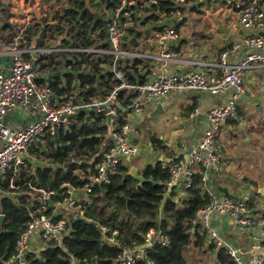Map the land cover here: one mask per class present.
Wrapping results in <instances>:
<instances>
[{"label":"built area","instance_id":"built-area-1","mask_svg":"<svg viewBox=\"0 0 264 264\" xmlns=\"http://www.w3.org/2000/svg\"><path fill=\"white\" fill-rule=\"evenodd\" d=\"M166 1L169 5H166ZM103 2V10L107 13V17H104L106 36L101 39L99 31L93 29L92 37L95 43L92 45L66 43L65 39H62L66 32L51 38L46 28L48 22L41 26L38 38L32 40L28 28L33 22L30 15H26L25 5L21 3L14 19L8 20V11L7 16L1 18V22L4 19V23L8 24V28H3L4 23L0 26V56L8 58V62L7 67H0V175L16 168L18 164L22 165L24 157L28 156L32 145L37 141L44 144L47 135L53 139L58 137L60 130L67 127L79 111L98 114L110 112L113 125L110 136L113 143L99 154L101 158L88 176L89 183L84 190L85 201H89L88 192L92 190L94 183H110L118 164L123 159L131 160L138 154V148L130 138V122L118 125L120 118L134 120L152 103L160 101L172 92L205 91L220 94L232 90V96L227 103L207 111V126L199 141L188 152V157H180L162 164V167L169 171V188L175 184L182 188L190 187L199 166L206 169L203 177L206 183L208 170L222 167L220 136L223 123L228 119L243 120L240 103L246 92V74L264 70V0H229L226 3L216 0H112L116 5L113 10L107 8L106 0ZM204 5L210 6L212 11L219 7L230 9L232 27L246 33L244 41L249 47L248 53L241 60L230 63L229 51L223 50L220 63L207 57L199 61L188 60V64L194 67L167 71L165 66L179 62L183 54V50L173 48L172 44L181 43L183 31L189 26L188 19L193 17L195 25ZM94 10L99 16H103L95 8ZM83 22L78 19L79 25ZM88 23L93 24L89 21ZM131 30L140 32V42L154 41L158 49L152 51L150 48L134 45L129 40ZM87 56L100 61L103 69L106 65L109 66V72L113 73L116 80L115 86L105 97L95 96L84 100H74L70 97L58 101L53 87L49 84L57 62L61 58H68L71 64H66L67 69H71L72 65L77 66L78 61ZM109 57H113L112 63L109 62ZM136 59L144 61L146 66L152 69L153 75L149 79H126L121 61L130 63ZM84 66L85 70H91L87 65ZM41 77L47 78L48 81H39ZM73 86H79V83ZM18 108L26 116L36 120L23 127L11 126L6 120L7 113ZM204 191L209 202L198 210L192 223L200 227L206 242L214 246L215 256L212 264H222L216 263V252L219 249L225 250L232 258V263L223 264H248L241 251L225 242L218 230L211 226L212 218L223 214L232 217L239 235L250 239L248 254L251 255L252 264H264V212L255 209L250 199L229 194L219 195L206 185ZM68 192L70 196L65 202L57 203L54 213H41L37 216H34L37 211L31 213L33 218L21 232L15 253L8 264H28L27 255L36 238L62 244L67 230V219L56 221L55 217L64 206L70 214L73 213L72 209L82 208V202L75 198V189L71 188ZM51 194L53 191H42L43 208H46V201ZM258 229L260 231H256ZM102 230L107 232L105 226ZM117 234L118 231H113V235ZM108 238L114 240L111 236ZM154 241L169 243L167 237L156 236L155 231L150 230L147 234V246ZM145 255L146 247L142 250H127L117 264H134Z\"/></svg>","mask_w":264,"mask_h":264},{"label":"trees","instance_id":"trees-1","mask_svg":"<svg viewBox=\"0 0 264 264\" xmlns=\"http://www.w3.org/2000/svg\"><path fill=\"white\" fill-rule=\"evenodd\" d=\"M5 1L0 0V11L7 13L9 0L4 4ZM46 1L53 8L58 7L55 11L59 18L57 24L51 23L46 27L51 38L66 32L69 34L66 43L92 45L95 43L93 29L99 31L101 39L105 38L104 16L95 15L92 0L90 4L93 11L87 7L86 0H62L61 5L60 0ZM216 1L226 3L229 0ZM106 2L108 9L115 8L112 0ZM166 5H169L168 1ZM79 18L84 21L81 25L78 23ZM1 23H4V19ZM3 28H8L6 22ZM31 31L37 33L39 28H30ZM135 34L132 31L128 37L134 45L138 43ZM108 59L110 63L113 62V57ZM64 60L67 65L71 64L68 58ZM100 63L95 57L87 56L81 58L77 66L72 65L65 79L54 80L53 77L49 84L57 100L105 97L115 86L116 80L113 73L109 72V66L103 69ZM121 63L129 81H137L134 79L135 73L139 67L146 66L144 61L138 59ZM84 65L91 70H85ZM39 81L48 80L41 77ZM76 83H81V86L74 87ZM130 121L120 118L118 125ZM107 134L106 114L79 111L68 126L60 130L59 143L47 135L43 146L38 143L32 145L31 153L24 157L22 165L18 164L16 168L0 175V216H5L3 220L0 218V264H8L13 257L21 232L33 218L32 212L37 211L34 216L52 214L57 203L65 202L70 196L69 189L80 190L87 186L89 175L82 176L77 170L83 169L86 174L90 172L89 168L93 170L94 164L101 158L100 151L108 147L103 144ZM92 158L95 160L90 162ZM162 164L159 161L144 167L140 173L151 180L141 183L129 172L130 160L123 159L112 174L110 183H94L88 192L90 202L83 201L82 208L72 209V214L67 213L66 206L61 208L55 220L67 219L62 244L41 240L38 247L29 251L28 264H116L125 251L145 245V257L134 264H191L192 248L196 247L203 253L209 252L212 257L215 253L213 244L206 243L200 227L192 223L198 210L209 202L204 191L205 167L199 166L190 187L174 186L167 196L170 175ZM43 190L53 191L46 201V208H43L41 201ZM50 199L53 201L52 206ZM250 201L253 205V200ZM103 226L107 232L102 230ZM150 230H154L156 236L167 237L169 243L154 241L147 246ZM113 231H118V234L113 235ZM109 236L114 240L109 239ZM216 254V263H232V258L225 250L219 249Z\"/></svg>","mask_w":264,"mask_h":264},{"label":"crops","instance_id":"crops-1","mask_svg":"<svg viewBox=\"0 0 264 264\" xmlns=\"http://www.w3.org/2000/svg\"><path fill=\"white\" fill-rule=\"evenodd\" d=\"M11 3H9V5ZM19 3L25 5L27 11L26 15L28 17L30 12L36 13V16L39 15L38 20H34V22L31 18L33 24H30L28 28L29 36L32 40L38 38L41 26L43 25L42 21L48 22L49 24L52 22L57 24L59 18L55 15V8L47 5L46 0H17L16 5L14 7L12 6L13 10L10 9L9 5L7 6V11H9V9L11 10L8 19H14L16 17L15 13L19 10ZM207 7V9L211 8L210 6ZM49 8L50 10H48ZM204 9L205 5L203 7V12ZM51 12L54 13L53 16ZM213 15L217 25L216 31L210 32L209 37H202L197 43H193L192 26H188L184 29L182 36L183 40L180 44L173 43L172 47L183 50V46L187 43L193 46L190 47L188 54H185L183 50L179 62L167 64L165 66L167 71H175L172 67H180L188 64V60L199 61L207 57H210L213 62L220 63V54L223 50L229 51L228 62L230 63L239 61L245 57L249 51V47L244 41L246 33L232 27L230 23L232 12L230 9L225 7L216 8L213 11ZM30 17L32 16L30 15ZM1 24L2 23H0V26ZM195 26L196 24H193V27ZM30 28H39V31L33 33L32 31L30 32ZM137 42V45L142 48H150L152 51L158 49L157 43L154 41L151 42V46L148 47H146L147 43L145 42H140V40ZM7 62L8 58L1 57L0 67H7ZM67 67L65 60L59 59L52 73L51 80L53 81V77L54 80H58L65 79L69 76L66 71ZM192 67L194 66L192 65ZM152 75L153 71L147 65L146 67L138 68L134 79L137 81L147 80ZM245 87L246 92L241 99V102H244L243 104L240 103V112L243 115V120L228 119L222 125L220 136L221 158L222 165L224 163L226 168L224 170L223 167L220 169L212 168L211 171L208 170V178L205 185L213 188L219 195L229 194L238 198L252 199V206L264 212V205L261 206L258 203L256 200L257 196L254 194V192H258L260 186L264 185V70H260L259 72H248L245 76ZM232 93V90L220 94H213L205 91L170 93L168 96L158 101L164 103L166 111L154 119L156 121L159 117L167 116L172 126L167 129H163L161 126L156 127L153 129L155 133L150 137H148V134L144 135L138 133L137 130L136 134L133 132L137 123L142 121L141 117L136 116L134 120L130 121L135 122L133 128L130 126V138L137 146L138 154L130 160V166H136L139 172H141V170L149 164L154 165L159 161L169 163L180 157L187 158L188 152L199 141L202 131L207 126V111L212 107L227 103ZM158 102L152 103L144 114L151 112ZM27 118L28 116H26L20 108L10 111L6 116L7 123L14 127L25 126L28 123ZM239 128L241 134L236 131V129L239 130ZM112 143L113 140L111 136L107 134V137L103 139V144L109 146ZM102 151L103 150H101L100 153ZM142 159L143 161H141ZM93 160H95V158H92L90 162ZM235 164L237 168L234 167ZM260 164H263V169H261ZM95 165L96 164L93 166L94 168ZM94 168L92 171L89 168L88 170L90 172L87 174L83 169L77 170V173H80L82 176H87L94 171ZM178 185L179 184H175L174 186ZM239 186H244L246 189L241 190ZM172 187L169 188L167 196ZM258 197L262 200L264 199L262 195ZM75 198L80 202L85 201V190H75ZM211 226L218 230L221 238L225 242H228L241 251L248 261V264H252L251 255L248 254V245L251 243L250 239L238 234L237 226L231 216L227 214L215 215L211 220ZM256 231L260 230L258 229ZM38 242H41L40 238H36L32 247H35V244ZM145 246H138L134 250H142ZM214 256L215 253L212 256L213 260Z\"/></svg>","mask_w":264,"mask_h":264},{"label":"rangeland","instance_id":"rangeland-1","mask_svg":"<svg viewBox=\"0 0 264 264\" xmlns=\"http://www.w3.org/2000/svg\"><path fill=\"white\" fill-rule=\"evenodd\" d=\"M16 1L17 0H9L8 1L9 3L12 2L9 5L11 10H13L12 6L14 7L16 5ZM60 1H61L60 5L63 4L64 0L63 1L60 0ZM5 3H7V0L4 2V4ZM92 3L94 4V6H95V8H96V10L98 12H100L104 17H107V13L104 12V10H103V7H104L103 0H92ZM47 5L50 6V2H47ZM3 8H6V6L4 7V5H3ZM57 8H55L54 11H56ZM207 8L208 7L205 6L204 12H202V14L200 15V18H199V16H197L196 26H195L196 28L193 27L194 18L192 17V18L188 19L189 20V26L190 27L192 26L191 29H193V30H191V32H193V38H194L193 43H197L199 41V39H201L202 37H209L210 36V32H212V31L215 32L216 31L217 25H216V23L214 21L213 11L211 9H207ZM10 9H9L8 13H11ZM48 10H50V8ZM52 11H53V9H52ZM7 14L4 13L3 11H0V16H1L0 17V23H1V18L3 16L5 18L7 16ZM30 15L32 16L30 18H32L33 22H34V20H38V18H39V15L36 16V13H34V12L33 13L30 12ZM51 15L53 16L54 13L51 12ZM56 15L58 16L57 13H56ZM8 20H10V19H8ZM197 24H198V26H197ZM197 27H198V29H197ZM188 32H190V31H188ZM151 44H152L151 42H148L146 47L151 46ZM191 46H193V45H190V43H187V44H185L183 46V50H184L185 54H188V51H189ZM199 50H201V49H199ZM190 67H192L191 64H185V65L180 66V67H172V68H173V70H177V69H183L184 70V69H187V68H190ZM79 86H81V83H79ZM243 102L244 101H242L241 103L243 104ZM255 116H257V115H255ZM134 124H135V122H130V126L132 128H133ZM160 126L163 127V129L171 128L170 126H172V124H171L170 121H168L167 116L159 117L156 121H155L154 118H147L145 120H142V121L137 123L136 127L133 129V132L136 134V130H137L138 133H142L144 135L148 134V137H150V136H152L155 133V132H153V129L156 128V127H160ZM236 131L239 134H241L240 133L241 132L240 128H239V130L236 129ZM45 143H46V141H45ZM260 151H261V149H260ZM30 153H31V150H30ZM76 159H79V157H76ZM141 161H143V159ZM222 167H223V170L226 168L224 163H223ZM234 167L237 168L236 164H235ZM260 167H261V169H263V164H260ZM239 187H240L241 190H243V189L245 190L246 189L244 186H239ZM254 194H256V196H257L256 200L258 201V203L261 206L264 205V201H263L264 199L262 200L260 197H258V196H261V195H259L258 192H254ZM206 243H208V242H206ZM33 244H34V242H33ZM39 245H40L39 242L35 244L36 247H38ZM192 251H193V254L191 255V259H190L191 264H211L212 263L213 258L211 257L209 252L203 253L201 249H197V248L196 249L192 248Z\"/></svg>","mask_w":264,"mask_h":264},{"label":"water","instance_id":"water-1","mask_svg":"<svg viewBox=\"0 0 264 264\" xmlns=\"http://www.w3.org/2000/svg\"><path fill=\"white\" fill-rule=\"evenodd\" d=\"M86 4H87V7L88 8H91V10L93 11L92 7H91V4H90V0H86ZM96 16H99V14L95 13ZM106 21V20H105ZM139 31L137 30L136 34H135V38H138V35H139ZM67 37V34L64 36V38L62 39H66ZM67 73H69L70 69H67L66 70ZM166 111V107L164 105L163 102H158L156 107L151 111L149 112L148 114H138L137 116L141 117L142 120H145L147 118H155L157 117L158 115L164 113ZM106 117H107V125H108V134L111 135L112 133V115L111 113H107L106 114ZM28 122L30 121H35L36 119L35 118H32V117H28ZM39 119V118H38ZM55 140L56 142L59 143V138L58 137H55ZM37 143L40 145V146H43V143L41 141H37ZM133 176H135L137 179L140 180V182H144V181H147V180H151V179H148L146 178L144 175H142L138 168L136 166H130V171H129ZM156 183H159V181H156ZM258 192L260 195L264 196V185L260 186L259 189H258ZM50 205L52 206L53 205V201L50 199ZM4 215L2 214L0 216L1 220L4 219ZM117 264V263H116Z\"/></svg>","mask_w":264,"mask_h":264}]
</instances>
